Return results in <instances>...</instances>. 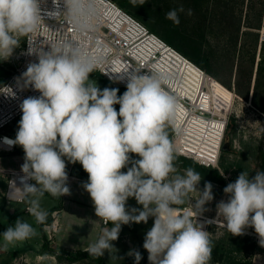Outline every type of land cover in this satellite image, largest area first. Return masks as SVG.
Wrapping results in <instances>:
<instances>
[{"label":"clouds","instance_id":"obj_1","mask_svg":"<svg viewBox=\"0 0 264 264\" xmlns=\"http://www.w3.org/2000/svg\"><path fill=\"white\" fill-rule=\"evenodd\" d=\"M131 2L141 6L146 0ZM66 3L76 14L79 27L89 28L87 20L80 19L84 0ZM88 9L93 11L91 4ZM183 11L170 10L166 19L178 25V12ZM42 22L39 0H0V60H8L22 38L28 41V54L39 58L38 63L29 64L20 86L31 85L40 95L23 100L15 139L4 138V143L19 145L25 153L21 165L24 175L19 181L22 187L10 180L7 198L26 202L27 211L43 225L48 212L41 208L39 198L45 193L55 198L71 194L66 158L82 165L88 174L82 187L90 195L95 216L112 225L87 247L93 258L116 249L113 242L118 240L122 225L147 224L150 217L154 223L143 243L149 264H209L212 243L205 225L217 222L232 236L253 228L264 247V171L251 177L241 172L223 189L228 199L216 204V217L199 222L197 217L207 211L205 205L214 200L213 185L205 182L199 189L202 176L191 167L183 175H172L177 173V150L167 129L179 132L181 104L165 89L163 78L126 69L117 77H127L122 95L117 88L101 90L89 79L98 64L95 58L70 43L62 48L51 46L44 52L30 42ZM117 104L118 111L114 107ZM193 192L200 193L198 199H191ZM129 198H135L142 207L127 208ZM186 202L194 212L178 214L176 206ZM34 235L32 224L18 218L0 234L2 247L6 251L9 245ZM128 255L134 257V264H140L138 250Z\"/></svg>","mask_w":264,"mask_h":264},{"label":"rangeland","instance_id":"obj_2","mask_svg":"<svg viewBox=\"0 0 264 264\" xmlns=\"http://www.w3.org/2000/svg\"><path fill=\"white\" fill-rule=\"evenodd\" d=\"M114 1L116 3L118 2V0ZM150 2L154 5H158V8L164 9L167 13L173 9L179 10L183 8V12H178L180 20L179 25H181V31L188 37H199L201 33L207 35V37L213 41H222L226 43L227 41L235 40L238 36L239 43L236 46V54L243 50L240 43L242 29L238 32V35L235 30L236 25L240 21V24L243 25L242 28H245L246 13L250 4L256 3L255 5L259 8L263 3L262 7L264 8V0H224V3H220L218 0H150ZM260 23L261 28L259 30L260 38L262 39L264 14ZM149 29L152 30L151 28ZM154 32L167 41L161 34L156 31ZM262 40L264 41V39ZM24 41L25 39L22 38L20 47L23 45ZM186 44L187 50L194 53V41L191 40ZM20 47L16 48L14 52ZM228 51L235 54L232 46ZM259 52L260 47L258 50V58ZM243 53H245V51H243ZM191 62L187 61V63H185L180 79L182 83L188 86L187 98L191 100L194 105H202L206 110H209V107H211L221 118H207L205 116L195 115L194 113H191L186 118V109L181 106V111L177 113L179 120H177V125H181L182 132L187 133V135H192L195 140H205L207 143H214L219 146L223 132L224 119L227 118L224 137L230 142L229 150H223L221 148L217 165L207 166L205 169L209 174L220 176L219 178L222 179V182H216L202 176V180L198 185V188L201 190L205 182H210L213 185L212 191L214 200L206 204L205 208L207 211L197 217L199 222H205L216 217V204L221 200L228 199L223 192V189L228 183L234 182L243 171L248 172L250 177L254 176L255 172L261 171V154L264 151V113L252 104L251 99L246 100L237 93V61L234 62L233 67V60L222 61L215 57L211 59L210 68L217 73L218 79L205 75L200 67H197L196 64L194 65L193 62ZM11 68L10 58L8 60H0V77L7 80L11 74ZM95 72L97 71L94 70V73ZM89 79L91 83H96L97 87L101 88L102 83L99 80L92 78L91 75ZM3 83L0 82V85ZM246 85L247 83L244 78L239 85L241 90H245ZM213 103L217 104V107H212ZM224 110L227 111L226 114ZM20 119L21 117L14 121L9 128L12 134H15L18 130ZM230 121L231 124L228 129ZM167 131L169 137H171L170 139L173 141L174 137L170 127ZM8 156V152L0 150V157L4 162L3 166L8 165L6 163L8 160L9 164L15 166L12 162V157ZM175 167L177 168V173L172 174L173 176L176 174H184L186 168H184L182 164H177ZM76 168H78V166H76ZM5 170L0 167V228L9 226L12 221H14V225L15 221L19 218L22 221H27L32 224L36 229V235L26 241L9 245L6 251L2 247L3 237L1 236L0 264H60L56 258L43 253L42 230L40 225L36 223L34 217L27 211V203L11 201L6 198L8 175ZM75 170L77 171V169ZM126 170L127 169H122V171ZM199 195V192H193L190 194V197L192 200H195L199 198ZM57 201L58 200L52 196H44L43 199H40V205L41 208L43 207V209L47 211V205L50 204V202L57 205ZM137 205L140 206V208L142 207L139 204ZM176 207L179 209L178 214L181 212L180 215H183L185 212H194L191 205L187 202ZM192 218L195 222L196 216L194 214ZM153 223L154 218L150 217L147 224L143 226L142 224L136 225L133 223L131 227H129V225H122L121 235L119 234L118 240L113 243L115 245L123 243V246L129 249V252L131 250H138L142 255V260L145 261L146 264H149L147 257H143L142 250L144 249L143 243L145 234L153 226ZM130 228L132 231H137V233L130 232V234L134 236L126 234ZM205 230L209 232V236L215 235L217 237L224 236L227 231L223 224L219 222L215 224H206ZM246 230L248 231L245 233H248L251 239L250 244H246L245 248L247 250L244 254L251 258L254 264H264V247L259 245L258 236L252 233V231H254L253 228L249 227ZM46 233L53 239L55 232L52 233L46 228ZM128 236L130 241H126V237ZM121 258L122 254H120V251H111L108 254L106 264H121ZM77 264L84 263L80 262Z\"/></svg>","mask_w":264,"mask_h":264},{"label":"built area","instance_id":"obj_3","mask_svg":"<svg viewBox=\"0 0 264 264\" xmlns=\"http://www.w3.org/2000/svg\"><path fill=\"white\" fill-rule=\"evenodd\" d=\"M89 4L93 8L91 12L88 9ZM84 5V14L80 16V19H86L90 27L82 30L76 21V14L70 10L66 0H56V3L54 0H39L43 22L37 32L31 35L30 42L44 52H49L51 46L62 48L65 43H70L80 48L87 56L97 60L96 71L114 84L123 87H126L127 77L125 76L123 80H118L117 77L126 69H129V72L136 70L139 74L151 73L162 77L158 64L169 57V54L176 52L175 47L121 8L114 0H84ZM50 12L53 14H49ZM262 39H264V30ZM28 49L29 44L25 38L23 45L10 57L12 67L10 76L0 85V150L5 152H13L18 146H9L4 143V138L15 139L7 127L22 116L21 103L28 97L40 95L31 85L23 88L20 86L23 84L21 77L27 71L29 64L39 62L38 55L28 54ZM164 87L170 94L178 97L165 80ZM178 100L186 109V118L191 113L207 118L221 117L213 111L204 109L202 105H194L186 96L182 95ZM180 126L177 125L179 132L170 127L177 154L191 158L204 167L217 165L227 118L224 119V128L217 147L218 152L216 151L217 155L213 160L192 149L190 142L184 138ZM5 172L8 175L7 198L10 180H15L17 186L22 187L19 181L24 174L21 169H9ZM56 213L57 211L54 215ZM57 226V219L54 218V221L46 228L54 233ZM252 233L257 236L255 231Z\"/></svg>","mask_w":264,"mask_h":264},{"label":"trees","instance_id":"obj_4","mask_svg":"<svg viewBox=\"0 0 264 264\" xmlns=\"http://www.w3.org/2000/svg\"><path fill=\"white\" fill-rule=\"evenodd\" d=\"M218 1L220 3H224V0ZM117 4L125 11L142 21L148 28H151L152 30L161 34L169 43L174 45H172L173 47H175L176 49L178 48L177 50L179 51V53L182 54L187 61H192L193 64H196L197 67H200L201 70H205V75L217 78V73L212 71L210 68L211 59H214V57L222 61L233 60V67L234 62L237 61V93L246 100L251 99L252 104L264 113V41L260 38L259 30L261 28L260 21L263 18L264 14V8L262 7L263 3L259 8L255 5L256 3L250 4L246 13L244 29L242 28L243 25L240 24V21L236 25L235 30L237 34L242 29L240 43L243 48L242 52L240 51L237 54L236 46L239 43L238 36L235 38V40H230L226 43H223L222 41H213L209 39L207 35L201 33L199 34V37L191 38L181 31V25H176L171 20L166 19L167 12L164 9L158 8V5H154L152 2H150V0H146V3L141 6H139L138 4L133 5L131 0H118ZM191 40L194 41V53L188 51L186 48V43ZM231 46L234 48L235 54H232V52L228 51ZM259 47L260 52L258 58ZM243 51H245V53H243ZM90 75L92 76V78L97 79L102 83L100 88L101 90L104 88H117L119 89L118 95H122L126 91V87L114 84L103 74H101L100 72L98 73V71L95 73L93 71ZM244 78L247 85L245 87V90H241L239 85ZM5 80L6 79L0 77V82L3 83L5 82ZM114 107L117 111L119 110L118 104L114 105ZM212 107H217V104L213 103ZM209 111L215 112L211 107H209ZM226 113L227 111H225V114ZM12 124L7 127L10 133L12 132L9 130V128ZM230 124L231 121L228 124V129L230 128ZM16 133L13 135L16 136ZM174 163L175 165L182 164V166L186 169L191 167L199 172L201 176L206 177L210 180L222 182V179L219 178L220 176L218 177L216 174H209L205 171L206 167L201 166L191 158H187L185 156L177 154V158ZM261 171H264V151L261 154ZM55 199L58 200V204L47 209V221L43 225L39 224L42 230L43 253L54 256L60 264H77L80 262L84 264H106L107 258L105 255L100 258H93L92 256L88 255L86 249H57L51 245L52 238L47 235L46 226L54 221V212L60 209L62 203V197ZM180 213L181 212H179V214ZM13 223L14 221H12L9 226H12ZM7 227L0 228V234H2ZM209 238L212 243V252L209 264H254L252 259L244 254V252H246L247 250L245 248L246 244H250L251 239L248 233H245L241 236H232V234L227 230L225 235L222 237L210 235ZM142 251L143 257L146 258L147 251L145 249H143ZM122 264H134V257L127 254ZM140 264L146 263L141 259Z\"/></svg>","mask_w":264,"mask_h":264},{"label":"crops","instance_id":"obj_5","mask_svg":"<svg viewBox=\"0 0 264 264\" xmlns=\"http://www.w3.org/2000/svg\"><path fill=\"white\" fill-rule=\"evenodd\" d=\"M8 155L12 157V162L15 166L9 164V160L6 162L8 165L3 166L4 162L0 157V167H2L4 170L21 169V165L24 163L25 156L22 147L17 146L16 150L13 152H8ZM65 161L67 164L66 171L68 173L67 183L70 188L71 194L62 196L61 207L54 215V218L57 219L58 226L53 239H51V245L57 249L85 250L90 244L96 242L105 227L111 228L112 225L111 223L104 224L103 220L95 216L94 206L90 195L82 187L83 183L88 181V174L83 170L82 165L79 162L72 164L68 162L66 158ZM76 166H78V168H76ZM75 169H77V171ZM44 196L48 197L51 195L45 193L39 199H43ZM55 205V203L50 202V204L47 205V209ZM132 205L134 206V208H140L134 198H129L126 207H129V209H131L133 208ZM139 224H142V226L144 225V223L142 222ZM131 226L132 224H129V227ZM130 232L137 233V231H132V229L130 228L128 229V232H126V234H129L130 236ZM129 236L126 237V241H130ZM131 236L134 235L132 234ZM114 246L118 251H120V254H122L123 262L125 256L129 253V249L124 247L123 243H118L116 245L114 244ZM116 249H112L111 251H115ZM108 254L109 253L107 252L105 253L106 258H108ZM51 257L55 258L52 255Z\"/></svg>","mask_w":264,"mask_h":264},{"label":"bare ground","instance_id":"obj_6","mask_svg":"<svg viewBox=\"0 0 264 264\" xmlns=\"http://www.w3.org/2000/svg\"><path fill=\"white\" fill-rule=\"evenodd\" d=\"M185 63H187L185 57L176 50V52H172L169 54V57L164 58V60L160 61L158 64L162 78L168 83L175 94L178 95L177 98L182 95L187 97L188 86L180 81ZM184 138L190 142L192 149L197 151L200 155L211 160L216 158L217 144L207 143L205 140L197 141L192 135H187V133H184Z\"/></svg>","mask_w":264,"mask_h":264},{"label":"water","instance_id":"obj_7","mask_svg":"<svg viewBox=\"0 0 264 264\" xmlns=\"http://www.w3.org/2000/svg\"><path fill=\"white\" fill-rule=\"evenodd\" d=\"M222 149L223 150H229L230 149V142L226 141L222 144ZM147 259H148V253H147Z\"/></svg>","mask_w":264,"mask_h":264},{"label":"flooded vegetation","instance_id":"obj_8","mask_svg":"<svg viewBox=\"0 0 264 264\" xmlns=\"http://www.w3.org/2000/svg\"><path fill=\"white\" fill-rule=\"evenodd\" d=\"M226 141H228V140H227V138L224 137V139H223V143L226 142ZM223 143H222V144H223Z\"/></svg>","mask_w":264,"mask_h":264}]
</instances>
